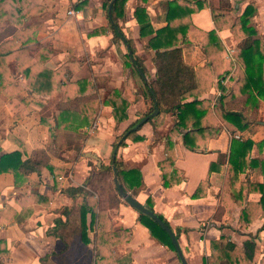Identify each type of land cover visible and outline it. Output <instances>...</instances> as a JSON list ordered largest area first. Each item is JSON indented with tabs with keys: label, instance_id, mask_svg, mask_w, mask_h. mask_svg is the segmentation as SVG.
Masks as SVG:
<instances>
[{
	"label": "crops",
	"instance_id": "obj_1",
	"mask_svg": "<svg viewBox=\"0 0 264 264\" xmlns=\"http://www.w3.org/2000/svg\"><path fill=\"white\" fill-rule=\"evenodd\" d=\"M168 1L126 0L124 17L117 20L119 36L109 28L108 8L112 2L108 4V0L0 3V157L19 151L22 159H27L34 151H43L53 167L67 171L57 184L45 167L16 183L11 173L0 174V264H94L97 225L91 231L88 228V245L82 243L79 208L64 190L83 186L91 166H112L114 152L120 170H137L141 175V185L127 193L162 218L174 233L187 264H205L216 253V244H229L244 252L245 242L254 245L259 257L255 264H264V210L258 192V186L264 185V164L247 165L236 173L229 164L234 140L252 142L246 164L264 161V101H259L256 110L245 111L249 125L242 132L215 113V108L221 110V90L230 91L237 81L233 58L237 42L229 29H217L212 18V10L220 7V0H201L206 4L204 9L191 15L196 30L214 31L224 49L215 73L222 74L231 63L230 72L219 80L221 89L216 88L218 78L208 75L211 89L198 98L208 103L204 122L218 127L217 134L195 133L189 145L196 151H190L181 140L187 131L180 129L173 138V164H167L166 139L176 117L159 111L141 125L137 132L141 141L125 139V145L118 147L117 140L126 129L150 108L140 86L125 83V56L130 61L139 60L143 76H155V53L146 49L152 36H139L134 10L144 8L156 31L166 26ZM248 3L256 8L250 23L264 41V0H227L230 9L223 15L234 20ZM16 46L27 52L17 53ZM179 47L187 66L206 68L208 59L202 42L192 32ZM30 58L36 62L42 59L49 72L71 62L73 70L64 72L68 81L91 80V87L100 92L91 127L76 132L58 128L55 113L62 92L58 89L51 97L31 92L20 71V65L29 64ZM112 91L128 102L126 117L118 123L112 108L103 103ZM165 178L169 185L164 184ZM246 209L252 219L241 223ZM96 213L106 215V231L121 240L110 249L117 264H181L176 251L154 240L138 221L139 213L121 197Z\"/></svg>",
	"mask_w": 264,
	"mask_h": 264
},
{
	"label": "trees",
	"instance_id": "obj_2",
	"mask_svg": "<svg viewBox=\"0 0 264 264\" xmlns=\"http://www.w3.org/2000/svg\"><path fill=\"white\" fill-rule=\"evenodd\" d=\"M2 1L0 0V3ZM110 2H112V5L109 28L115 36H119L121 35V30L117 25V20L124 17L126 0H108V4ZM142 2H146V0H142ZM205 5L201 0L168 1L164 12L166 26L156 31L153 30L144 8H136L134 10L133 16L139 26V36L141 38L152 36L146 49H150L155 53L153 59L155 76L153 79L142 76L138 69L144 75L145 72L139 60L130 61L125 56L124 70L127 73L125 83L140 86L143 96L150 102V108L137 122L126 129L117 140L120 141L118 147L125 145V139L132 142L142 140V137L137 135L141 125L139 127L135 126L153 112L154 101H156L160 112L172 113L176 117V123L166 139L165 162L167 164H173L175 158L173 138L179 134L180 129L187 131L181 136V140L182 145L190 151H196L194 146L189 145V140L192 139L195 133L203 134L205 131H209L215 136L219 131V128L215 125L206 126L204 118L207 114L206 106H208V103L199 101L198 98L211 89L208 75L218 78L216 88L221 89L219 80L222 75L230 72L231 63H229L228 69L217 75L215 72L219 55L224 52V49L214 31H197L192 25L191 15L204 9ZM229 9L227 0H220V7L212 10V18L217 29H229L237 42L233 54L234 61L237 63V81L230 91L221 90L219 97L221 110L215 108V113L223 122L242 132L249 125L247 117L244 115L245 111L249 109L256 110L259 101H264V41L250 23L251 18L256 14V8L252 3H248L241 14L234 20L229 15H223V11H229ZM188 32H192L196 39L201 40L203 52L208 59L206 68L194 69L183 62L179 45L185 41ZM127 45L130 47L129 41ZM18 47L16 46L17 53L23 52L22 54H25L27 52V50L20 51L23 48ZM129 51L132 52L131 48ZM216 57L218 60H215ZM29 61V64L20 65V71L32 93L51 97L55 95L58 89L62 92V101L56 107L55 113L58 128L64 131L76 132L84 126L91 127L99 104L97 95L100 93L91 87V80L86 78L75 82L68 81L64 76V72L73 70L71 62L57 71L49 72L43 66L42 59L36 62L30 58ZM32 73L35 74L33 78L31 77ZM190 97L194 99L190 102H185ZM103 103L112 108V116L117 123L125 119L128 102L117 91L110 92ZM148 121L150 119L146 122ZM49 131L51 132V127ZM251 147L252 142L250 140L233 141L229 159L233 173L242 171L247 165L253 167L258 164L260 166L264 164V161L260 163L249 161L246 164L245 158ZM113 165L117 182L125 192L141 185V175L137 170L122 171L116 160H114ZM43 167L48 169L53 175L55 184H57L60 176L67 175V171L53 167L43 151H34L27 159H22V154L19 151L0 157V174L11 173L14 176L15 183L20 179L25 180V177H28L31 173H39ZM107 175H110L113 179L112 166H100L98 169L91 166L89 177L85 180L83 186L69 187L64 190V193L72 199L74 205L79 208L82 243L88 245V228L91 231L97 225L94 238V264L118 263L111 255L110 249L120 243L121 240L106 231L108 226L106 215L96 213V210H105L108 206L114 205V201L116 203L118 198H120L116 186H113V181H111V185L113 184L112 188L115 196H112V200L107 199L100 191H97L98 181L104 180ZM164 184L169 185L167 179L164 180ZM90 190L97 191V194L95 192L91 193ZM258 192L261 195L260 207L264 210V185L258 186ZM147 204L151 207L150 201H147ZM88 214L90 215L89 225H87ZM159 218L162 220L161 217ZM251 219V214L246 209L242 213L240 222L245 223ZM138 221L148 229L154 240L175 252L170 237L156 222L142 214H139ZM262 230H264V224L262 225ZM215 250L216 253L205 264H255L259 260L258 255L255 253L254 245L250 242L244 243V252H240L229 244L226 246L216 244ZM259 262L263 261L260 260Z\"/></svg>",
	"mask_w": 264,
	"mask_h": 264
},
{
	"label": "water",
	"instance_id": "obj_3",
	"mask_svg": "<svg viewBox=\"0 0 264 264\" xmlns=\"http://www.w3.org/2000/svg\"><path fill=\"white\" fill-rule=\"evenodd\" d=\"M111 5L112 3L109 5L108 8V14H110V9H111ZM140 74L142 75V72L140 71V69H138ZM143 76V75H142ZM154 105V110L151 114H149L148 116H146L145 118H143L141 121H139L135 127H139L140 125L144 124L147 120L155 117L158 115L159 110L157 108V103L156 101H154L153 103ZM115 155L116 152H114L113 155V159H112V170L114 173L113 176V182L114 185L116 186L117 190H118V194L119 196L122 198V200L132 209H134L135 211H137L139 214H142L146 217H148L149 219L153 220L154 222H156L170 237L171 242L175 248L176 254L181 262V264H187L184 256L180 250L178 241L174 235V233L172 232V230L164 223V221H162L154 212H152L148 207L142 205L141 203H139L138 201H136L130 194H128L127 192H125L122 187L119 185V183L117 182V176H116V171H115V167L113 165L114 163V159H115Z\"/></svg>",
	"mask_w": 264,
	"mask_h": 264
},
{
	"label": "rangeland",
	"instance_id": "obj_4",
	"mask_svg": "<svg viewBox=\"0 0 264 264\" xmlns=\"http://www.w3.org/2000/svg\"><path fill=\"white\" fill-rule=\"evenodd\" d=\"M111 181H113V179L111 178L110 175H107V178H105L104 180L98 181L97 183V187H98L97 191H100V193H102L104 197H107V199L109 198L110 200H112V196H115L113 188H112L113 184L111 185ZM94 192L95 191L93 190L91 191V193H94Z\"/></svg>",
	"mask_w": 264,
	"mask_h": 264
},
{
	"label": "built area",
	"instance_id": "obj_5",
	"mask_svg": "<svg viewBox=\"0 0 264 264\" xmlns=\"http://www.w3.org/2000/svg\"><path fill=\"white\" fill-rule=\"evenodd\" d=\"M68 14H69V15H72V14H73V12H72V11H70Z\"/></svg>",
	"mask_w": 264,
	"mask_h": 264
}]
</instances>
